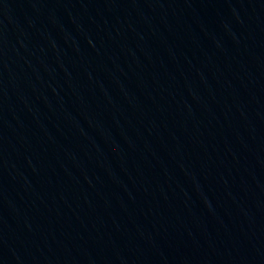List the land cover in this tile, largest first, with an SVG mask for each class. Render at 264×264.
Masks as SVG:
<instances>
[{
    "label": "water",
    "instance_id": "water-1",
    "mask_svg": "<svg viewBox=\"0 0 264 264\" xmlns=\"http://www.w3.org/2000/svg\"><path fill=\"white\" fill-rule=\"evenodd\" d=\"M0 264H264V0H0Z\"/></svg>",
    "mask_w": 264,
    "mask_h": 264
}]
</instances>
